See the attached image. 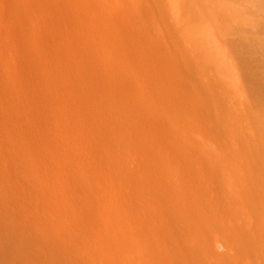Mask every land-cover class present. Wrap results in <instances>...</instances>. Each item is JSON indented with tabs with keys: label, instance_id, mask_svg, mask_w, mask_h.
<instances>
[{
	"label": "rangeland",
	"instance_id": "rangeland-1",
	"mask_svg": "<svg viewBox=\"0 0 264 264\" xmlns=\"http://www.w3.org/2000/svg\"><path fill=\"white\" fill-rule=\"evenodd\" d=\"M216 1L221 3L217 8L214 0H0V264H128V260H131L129 264H136L138 258L143 261L142 264H264V2ZM100 73L103 74L101 81ZM108 73L109 77H104ZM71 78L77 83L74 84ZM85 78L94 82V87ZM107 78L111 79L108 81ZM82 80L85 86L80 85V88L83 87L81 90L77 84H82ZM66 82L69 83L67 87L64 85ZM108 86L114 92L107 95ZM102 88H107L105 93ZM99 91L100 96L97 95ZM91 95L99 97L94 96L95 104H106L93 105ZM122 96L132 101V106L138 104L136 106L140 109L133 108ZM101 97L104 99L100 101ZM76 98L79 102H75ZM80 102L87 104L81 110L79 107L83 104ZM124 102L122 105H130L124 107L126 110L121 106ZM107 103H113L112 109ZM75 107H78V112H75ZM101 107L106 111L105 116L110 113L111 118L115 116L116 119L107 116L106 120L102 114L101 117L97 115L100 119L96 118V114L102 112L101 109L97 113ZM133 109L144 113L134 115ZM80 111L84 116L88 114V118H78L82 114H79ZM126 111H133V116ZM120 114L123 117L127 114L129 122ZM144 114L149 116L141 117ZM74 118L79 119L77 122L82 120L86 129H82L84 125H76ZM102 118L104 122H100ZM137 118H143V123ZM70 119L76 122L72 123L73 127L81 125L79 128L84 131L83 134L80 130L76 131L79 128H71ZM131 119L138 121L132 122ZM47 120H52V123ZM64 120H69V123ZM86 120L87 123H83ZM109 120L107 125L111 132L121 129V134L125 130L128 133L124 134L129 136L136 128V137L132 132L130 144H125L129 137L122 134L123 137L118 138V131L114 132L118 134V139L113 134L117 141L109 138L115 142L119 140L120 145L125 142L128 151L125 147L123 153L126 155L119 154L124 147L118 150L117 147L121 146L113 141L106 142V138L94 142L99 138L96 132L99 134L103 130L107 135H100L107 139L112 136L108 133L110 130L106 131L108 126L105 122ZM59 121L64 125L58 124ZM116 121L122 123L118 126ZM123 122L129 124L126 126ZM96 124H99L96 129L102 124L106 129L101 126L103 129L100 128V131H90L89 127ZM112 126H116V130H112ZM56 127L62 128L55 131ZM67 127L70 133L65 132ZM87 129L95 135L92 136ZM137 131H140L141 137ZM158 135L163 137L158 138ZM70 137L75 142L77 137L80 140L87 138V141L83 138L84 141L81 143L79 140L76 146ZM160 137L165 138V142ZM135 138L138 141L132 142ZM148 139L150 147L154 139L153 146L156 145V150L162 152L153 151L155 147H151L150 152L151 148L146 147L149 141L145 143ZM170 140L173 143L169 144ZM108 141L116 147L112 148ZM98 142L102 147L105 145L101 147L103 151L98 148ZM90 143L101 151L91 150L93 145ZM144 143L146 146H142ZM106 145L108 151L104 150ZM128 146H134L133 149L139 147L132 152ZM83 147L91 151L86 149L84 152ZM72 148L77 149L72 151ZM115 148L116 152L112 151ZM138 148H143L144 153L141 154ZM94 152L95 156H92ZM108 152L114 154L106 156ZM154 153L155 156L165 153L161 155V159L165 158L162 159L164 162L158 157L156 162ZM98 154L99 157L96 156ZM169 154L176 158L169 157ZM117 156L120 159L112 162ZM131 156L134 159L140 157L137 161L132 158L136 162H130ZM100 157L112 160L102 162ZM167 157L175 162H168ZM124 158L126 162L122 161ZM180 158L184 159L181 161ZM185 158L188 163H183ZM90 159H95V164L98 162L97 167ZM179 159L182 165L175 166ZM146 160L151 161L153 166ZM166 160L168 164H165ZM128 161L129 165L133 163L132 167L127 166ZM141 162L146 164L147 167L142 165L145 170L139 166ZM109 163L117 167L112 168ZM184 164L187 168H194L195 172L204 168L203 181L198 184L193 179V183L187 182L195 176L191 177L192 169L188 168L192 172L190 175L189 171L186 173ZM194 165H202L203 168H195ZM136 167L142 168L138 171L144 173L150 167V176L145 173L148 177H151L154 168L159 172L153 171L152 177L157 174L153 181L143 173L142 179L138 171V174L134 172ZM170 167H173V172ZM181 167L186 168L181 174L183 176L179 174L183 172ZM108 168L112 172L117 168L120 171L115 174ZM166 172L168 176L165 177ZM110 173L111 176L105 177ZM126 173L132 175L126 176ZM118 174L121 176H116ZM134 175L135 178L132 177ZM136 175L141 176V183ZM199 176H196L197 179H201V174ZM124 178L133 183L125 182ZM161 180L165 184L161 185ZM137 181L141 190L139 184L135 188L143 195L141 197L140 194V198L136 189H132ZM180 184H184L181 189ZM195 192H199L197 196ZM163 196L167 200L161 198ZM141 205L143 210L139 208ZM201 213L208 216L204 214L203 217ZM205 216H212V221L207 219L210 225L203 221ZM130 219H134V224ZM121 221L128 223L124 226ZM121 223L126 231L121 229ZM132 225L135 228H131ZM206 225L216 231H210ZM126 226L138 233L130 234ZM255 232L259 233L257 237ZM121 234L129 245L118 239L122 243L119 245L114 240L119 236L122 239ZM139 234L140 237L136 238L135 235ZM227 235L234 239L228 242ZM254 240L257 242L254 243ZM132 248L133 253H138V248L142 249L139 253L143 252V257L142 254L137 257L136 253L137 258L133 253L132 256ZM217 255L223 257L219 259Z\"/></svg>",
	"mask_w": 264,
	"mask_h": 264
},
{
	"label": "bare ground",
	"instance_id": "bare-ground-1",
	"mask_svg": "<svg viewBox=\"0 0 264 264\" xmlns=\"http://www.w3.org/2000/svg\"><path fill=\"white\" fill-rule=\"evenodd\" d=\"M262 1L264 2V0H262ZM214 2H215V5H216V8H217L218 6L221 5V3H218L216 0H214ZM216 2H217L218 4H216ZM258 2H259V1H258ZM219 4H220V5H219ZM263 4H264V3H263ZM218 13H220V11H218ZM76 38H77V37H75V39H76ZM79 38H81V37H79ZM84 38H85V37H84ZM87 38H88V37L86 36V39H87ZM86 39H85V40H86ZM77 40H79V39L77 38ZM77 40H76V41H77ZM81 40H82V41L84 40L83 37L81 38ZM85 40H84V41H85ZM84 41H83V42H84ZM236 41L239 42L240 40H236ZM85 42H86V41H85ZM240 42H241V41H240ZM41 51H42V50H41ZM83 54H85V53H83ZM79 56H80V55H79ZM77 57H78V56H77ZM110 57H111V56H110ZM79 58H80V57H79ZM82 58H84L83 55H82ZM111 58H113V56H112ZM57 59H58V57H57ZM62 60H63V59H62ZM70 60H71V59H70ZM74 60H75V59H74ZM83 60H85V59H83ZM83 60H82V61H83ZM112 60H113V59H112ZM82 61H81V62H82ZM73 62H74V61H73ZM79 62H80V61H79ZM83 62H84V61H83ZM70 63H72V62H70ZM84 64H85V63H84ZM88 64H89V63H88ZM79 66H82V65H79ZM90 66L92 67V65H90ZM90 66H89V67H90ZM62 67H63V66H62ZM64 67H67V65L64 66ZM84 67H85V66H84ZM87 67H88V66H87ZM89 67H88V68H89ZM69 68H70V67H69ZM82 68H83V67H82ZM78 69H79V68H78ZM91 69H92V68H91ZM110 70L112 71V69H109V71H110ZM113 70H114V67H113ZM245 70H246V69H245ZM247 70H248V69H247ZM63 71H64V70H63ZM69 72H70V71H69ZM72 72H73V71H72ZM90 72H92V71H90ZM64 73H66V72H64ZM78 73H79V71H78ZM93 73H94V72H93ZM103 73L105 74V72H103ZM106 73H107V72H106ZM109 73H110V72H109ZM109 73H108V76L106 75V76H104V77H109ZM111 73H112V72H111ZM111 73H110V74H111ZM246 73H247V74H248V73L250 74V72H248V71H246ZM70 74H71V73H70ZM79 74H80V73H79ZM91 74H92V73H91ZM112 74H113V73H112ZM66 75H67V74H66ZM68 75H69V74H68ZM68 75H67V76H68ZM87 75H88V74H87ZM102 75H103V74H102ZM102 75H101V73H100V81H101V78L103 77ZM70 76H71V75H70ZM72 76H73V75H72ZM78 76H79V75H78ZM96 76H97V75H96ZM80 77H81V76H79V78H80ZM82 77H83V75H82ZM86 77H87V76H86ZM88 77H89V76H88ZM97 77L99 78V76H97ZM97 77H96V80L98 79ZM89 78L91 79V77H89ZM93 78H95V76H94ZM71 79H72V78H71ZM80 79H81V78H80ZM83 79H84V77H83ZM85 79L89 80V81H88L89 84H92L91 87H94V82L92 83V82L90 81V79H88V78H85ZM107 79H108V81H109V79H111V78H107ZM60 80H61V79H60ZM67 80H68V78H67ZM48 81H49V80H48ZM61 81H62V80H61ZM61 81H60V82H61ZM65 81H66V80H65ZM72 81L74 82L73 79H72ZM75 81H76V80H75ZM93 81H95V80H93ZM103 81H104V80H103ZM108 81H107V82H108ZM110 81H111V80H110ZM67 82L70 83L69 80H68ZM67 82H66V84H64L66 87H67V84L69 85V83H67ZM84 82H85V81H84ZM96 82H98V81H95V83H96ZM47 83H48V82H47ZM51 83H52V82H51ZM51 83H50V84H51ZM57 83H58V81H57ZM75 83H77V82H74V84H75ZM78 83H79V82H78ZM81 83H82V84H77V85H79V88H80V85L83 86V84H84V86H85V83H83V80L81 81ZM98 83H99V82H98ZM103 83L105 84V81H104ZM48 84H49V83H48ZM74 84H73V86H74ZM89 84H88V85H89ZM28 85H30V84H28ZM38 85H39V84H38ZM88 85H87V86H88ZM97 85L100 86L101 84H100V85L97 84ZM97 85H96V86H97ZM106 85H108V84H106ZM36 86H37V85H36ZM40 86H41V85H39V87H40ZM44 86H46V85H44ZM70 86H72V85H70ZM75 86H76V85H75ZM101 86H104V85H101ZM26 87H27V86H26ZM57 87H58V86H57ZM89 87H90V85H89ZM105 87H106V86H105ZM31 88H32V85H31ZM33 88H36V87H33ZM40 88H41V87H40ZM74 88H76V87H74ZM77 88H78V87H77ZM81 88H83V87H81ZM81 88H80V89H81ZM87 88H88V87H87ZM107 88H108V89H107ZM107 88H105V89L102 88L103 90H102V89H101V90L104 91V93H105V91H106V89H107V90H108L107 93H106L107 95H108L109 92H112V93L114 92L113 90L111 91V89H110L111 86H108ZM36 89H37V88H36ZM36 89H35V90H36ZM56 89H57V88H56ZM68 89H69V88H68ZM90 89H91V88H90ZM92 89H93V88H92ZM98 89H99V88H97V90H98ZM109 89H110V91H109ZM26 90H27V89H26ZM30 90H31V89H30ZM37 90H38V89H37ZM63 90H64V89H63ZM71 90H72V89H71ZM81 90H82V89H81ZM97 90H93V91H94V92H95V91L97 92ZM31 91H32V90H31ZM38 91L40 92V91H42V90H38ZM64 91H65V90H64ZM85 91H86V88H85ZM85 91L83 90L84 93H85ZM91 91H92V90H91ZM91 91H90V92H91ZM81 92H82V91H81ZM83 92H82V93H83ZM96 92H95V93H96ZM115 92H116V91H115ZM32 93H33V91H32ZM32 93H31V94H32ZM35 93H36V92H35ZM43 93H45V92H43ZM71 93H75V92H70V94H71ZM95 93H94V94H95ZM99 93H100V91L97 93V95H99ZM101 93H102V92H101ZM70 94H69V95H70ZM86 94H87V92H86ZM88 94H89V91H88ZM114 94H115V93H114ZM114 94H113V96H114ZM109 95H110V94H109ZM70 96H71V95H70ZM75 96H76V95H75ZM81 96H82V95H81ZM91 96H93V99H94V100H93L91 97H88V98H91V100H93L92 103L95 101L96 98H99V97H97V96H95V95H91ZM94 96H95L96 98H95ZM99 96H100V95H99ZM101 96H102V95H101ZM64 97H65V96H64ZM66 97H67V96H66ZM105 97H108V96L105 95ZM122 97H123V96H122ZM124 97H125V96H124ZM124 97H123V98H124ZM29 98H30V97H29ZM82 98H83V97H82ZM85 98H86V96H85ZM108 98H109V97H108ZM51 99H52V98H51ZM102 99H104V98L101 97V98H100V101H101ZM118 99H119V98H118ZM118 99H117V100H118ZM124 99L127 101V103L130 102V101H128L129 99H127L126 97H125ZM13 100H14V99H13ZM53 100H55V99H53ZM84 100H86V99H84ZM88 100H89V99H88ZM112 100H113V99H112ZM119 100H120V99H119ZM125 100H124V101H125ZM35 101H36V100H35ZM57 101H59V100H57ZM77 101H78V99L76 98V101H75V102H77ZM89 101H90V100H89ZM104 101H105V100H104ZM106 101H107V99H106ZM39 102H40V101H39ZM45 102H46V101H45ZM62 102H63V101H62ZM65 102H66V104H67V101H65ZM68 102H69V101H68ZM78 102H79V101H78ZM86 102H87V101H86ZM95 102H96V101H95ZM95 102H94L93 105H97V104H101V105H102L103 103L106 104V102H103V103L100 102V103H97V104H95ZM98 102H99V101H98ZM107 102H109V101H107ZM121 102H122V100H121ZM131 102H132V101H131ZM131 102H130L129 104H131V106H132L133 102H132V103H131ZM40 103H41V102H40ZM40 103H39V104H40ZM48 103H49V102H48ZM73 103H74V102H73ZM73 103H72V104H73ZM80 103H81V102H80ZM90 103H91V101H90ZM113 103H114V104H113ZM113 103H112L113 105H116L115 102H113ZM138 103L141 104V106L143 105L142 102H138ZM41 104H42V103H41ZM49 104H50V103H49ZM68 104H69V103H68ZM78 104H79V103H78ZM78 104H77V105H78ZM81 104H83V103H81ZM107 104H108V106H110V108H111V105H112V104H111V105H109V103H107ZM118 104H120V101H119ZM122 104H125V102H124V103H121V106H123L122 108H124V107H126V105H128V104H126V105L124 106V105H122ZM134 104H135V103H134ZM33 105H34V104H33ZM33 105H32V106H33ZM69 105H71V104H69ZM73 105H74V104H73ZM86 105H87V104H85V105L83 104L82 107H79V106H80V104H79L78 107H79L80 110H81V109L84 108V106H86ZM136 105H138V104H135V105H133L132 107L135 108ZM45 106H46V105H45ZM51 106H52V105H51ZM53 106H54V105H53ZM58 106H59V105H58ZM75 106H76V105H75ZM91 106H92V105H91ZM97 106H99V105H97ZM106 106H107V105H106ZM116 106H117V105H116ZM121 106H120V107H121ZM129 106H130V105H128L126 108H128ZM56 107H57V106H56ZM68 107H69V106H68ZM78 107H77V108H76V107L74 108L75 112H78V110L76 111V109H78ZM92 107H93V106H92ZM117 107H118V106H117ZM32 108H33V107H32ZM43 108H44V107H43ZM46 108H47V107H46ZM57 108H59V107H57ZM65 108H66V107H65ZM69 108H70V107H69ZM71 108H72V107H71ZM86 108H88V107H86ZM95 108H96V107H95ZM126 108H124V110H126ZM136 108H137V106H136ZM138 108L140 109V107H138ZM138 108H137V109H138ZM141 108H142V107H141ZM51 109H52V108H51ZM72 109H73V108H72ZM96 109H97V108H96ZM101 109H102V107H101L100 109H98L97 113H99V112H100L99 110H101ZM111 109H112V108H111ZM113 109H114V108H113ZM137 109H136V111H137ZM45 110H46V109H45ZM48 110H49V109H48ZM56 110H58V109H56ZM68 110H69V109H68ZM68 110H67V112H68ZM70 110H71V109H70ZM83 110H84V109H83ZM85 110H86V109H85ZM88 110H89V109H88ZM92 110H93V109L91 108L90 111H92ZM133 110H134V109H133ZM60 111H61V110H60ZM72 111H73V110H72ZM95 111H96V110H95ZM95 111H94V112H95ZM140 111H141V110H140ZM54 112L56 113V111H54ZM61 112H63V111H61ZM67 112H66V113H67ZM83 112H84V111H83ZM85 112H86V111H85ZM105 112H106V111H103V109H102V112H100V114H96V118H99V117H97V115H99L100 117L103 115L102 117H103V118H106V120L108 119L107 116H109L110 119H112V118L115 117V116H114V117L111 118L112 115H110V113H109V114L107 113L108 115L105 116ZM114 112L117 113V112H119V111H114ZM132 112H133V111H131V112H127V111H126L127 114H130V113H131V115L133 114ZM134 112H135V110H134ZM138 112H139V110H138ZM138 112H135L134 115H136V114L138 115ZM51 113H53V112H51ZM55 113H53V114L55 115ZM81 113H82V112L80 111L79 114H81ZM87 113H89V112L87 111ZM103 113H104V114H103ZM120 113H122V112H120ZM123 113H124V112H123ZM142 113H144V112L141 111V114H142ZM48 114H49V113H48ZM71 114H73V113L71 112ZM101 114H102V115H101ZM111 114H113V113H111ZM117 114H118V113H117ZM127 114H125V115H127ZM139 114H140V112H139ZM141 114H140V115H141ZM51 115H52V114H51ZM81 115H82V116H81ZM81 115H80V116L78 115L79 117H78V116H77V117H78V118L82 117V118H84V119H86V117L88 118V116H86V115H88V114H86V115L84 116L83 113H82ZM90 115H91V114H90ZM113 115H114V114H113ZM115 115H116V114H115ZM120 115H121V114H120ZM120 115H119V117L122 116V115H121V116H120ZM123 115H124V114H123ZM125 115H124V117H126ZM131 115H129V118H132L133 115H132V116H131ZM145 115H146V116H149L148 114H144V115H142L141 117H144ZM46 116H47V114H46ZM73 116L76 117V115H73ZM91 116H92V115H91ZM91 116H89V117L91 118ZM93 116H95V115L93 114ZM93 116H92V117H93ZM104 116H105V117H104ZM138 116H139V115H138ZM54 117H55V116H54ZM70 117H71V115H70ZM116 117H117V115H116ZM124 117L122 116L121 118H124ZM61 118H62V116H61ZM66 118H67V117H66ZM78 118H74V119H76V122H77V119H78ZM103 118L100 120V122L103 121ZM121 118H119V119H121ZM126 118H127V117H126ZM126 118L123 119V120H125L124 122H126ZM44 119H45V118H44ZM51 119H52V118H51ZM56 119H57V118H56ZM56 119H54L55 122H56ZM80 119H81V118H80ZM91 119H92V118H91ZM93 119H94V118H93ZM99 119H100V118H99ZM114 119H116V118H114ZM137 119H139V118H137ZM137 119H135V120H132V119H131V120H132V122H133V121H136ZM142 119H143V118L139 119L140 121H142L141 124L143 123V120H142ZM48 120H50V119H48ZM48 120H47V121H48ZM57 120H59V119H57ZM71 120H72V119H70V122H71ZM78 120H79V119H78ZM97 120H98V119H97ZM117 120H118V119H117ZM121 120H122V119H121ZM127 120H128V122H129L130 119L127 118ZM145 120H146V122H147V118H145ZM68 121H69V120H68ZM68 121H65V120H64V122L69 123ZM92 121H94V120H92ZM104 121H105V120H104ZM104 121H103V122H104ZM137 121H138V120H137ZM140 121H139V122H140ZM148 121H150V120H148ZM48 122H50V124H51V123H52V120H51V121H48ZM74 122H75V121H74ZM74 122H71V124L74 123ZM76 122H75V123H76ZM78 122H80V123H78ZM78 122L76 123V125H77V124H81V125H82V123H81L82 120H81V121H78ZM96 122L98 123L99 121H96ZM116 122H117V121H116ZM124 122H123V124L126 125V126L129 124V123L126 124V123H124ZM130 122H131V121H130ZM132 122H131V123H132ZM56 123H57V122H56ZM59 123L62 124L63 122H60V121H59L58 124H59ZM83 123H87V120H86L85 122H83ZM105 123H106V124H105ZM105 123H104L105 125H107L108 123L110 124V120L107 121V122H105ZM121 123H122V122H117L116 124L119 126V124H121ZM150 123H151V122H149V124H150ZM104 124H102V125L100 124V125L104 127V126H105ZM109 124H108V125H109ZM112 124H113V122H112ZM137 124H138V123H137ZM141 124L138 125V126L140 127ZM44 125H49V123H47V124L45 123ZM53 125H54V124H53ZM56 125H57V124H56ZM63 125H64V123H63ZM63 125H62V127H63ZM66 125H67V124H66ZM66 125H65L63 128H65ZM68 125H70V124H68ZM76 125H75L76 128H79V127L81 126V125H79V127H78V126H76ZM83 125H84V124H83ZM83 125H82V126H83ZM98 125H99V124H96V126H95V125L92 126V127H95V130H94V128L92 129V127H89L90 131H91V130H92V131H95V132H96V130H99V131H100V128H101V130H102L103 128H102L101 126H100L99 129H96V127H97V128L99 127ZM108 125H107V126H108ZM130 125H131V124H130ZM49 126H50V125H49ZM49 126H48V128H49ZM59 126H61V125H59ZM87 126H91V124H87ZM118 126H117V127H118ZM121 126H122V125H121ZM121 126H120V127H121ZM131 126H132V125H131ZM131 126H130V127H131ZM134 126H135V125H134ZM134 126H133V127H134ZM43 127H44V126H43ZM62 127H61V128H62ZM75 127H73V124H72V127H71V128H74V130H75ZM112 127H113V126H112ZM114 127H115V128H114ZM114 127L112 128V130H116V126H114ZM120 127H119V128H120ZM130 127H128V129H129ZM139 127H138V128H139ZM45 128H46V126H45ZM61 128L58 127V129H61ZM80 128H81V127H80ZM80 128H79V129H76V131H77V130H80ZM104 128H105V127H104ZM119 128H118V129H119ZM50 129H51V128H50ZM50 129H48V130H50ZM58 129H57V127H56L55 131L58 130ZM66 129H67V131H65ZM66 129H64V131H65V132H68V127H67ZM82 129H86V125H84V127H83ZM82 129H81V130H82ZM105 129H106V128H105ZM122 129L124 130V129H127V128H126V127H125V128L122 127ZM135 129H136V128H134V129H132V130L129 129V130H131V131L133 132V137H134V136L136 137V135H134V133H135V132H134ZM141 129H143V127H142ZM141 129H140V131H141ZM69 130L72 132V129L69 128ZM81 130H80V131H81ZM108 130H110V129H109V126H108V129H107L106 131L108 132ZM137 130H139V129H137ZM87 131H88V129H87ZM87 131H85V132H87ZM90 131H88V132L91 134ZM116 131H118L117 133L120 134L121 136L118 135L117 133H114V132H116ZM116 131H112V132H113V133H112L111 130H110L111 133H110V132H108V133H109V135L112 134L113 137H112V136H110V137L108 136V139H107V137H104L103 135H100V134H103V133H104L103 130H102V132L99 133V134H98V132H96V133H97V136H98L99 138L96 136L98 139H95L96 141H94V142H97V141H99V140H102L101 138H106V142H107V140H109V141H113V140H110V139L114 138V135L116 136V139L123 137L122 134H123L125 137L127 136L126 134H124L125 132H127V131H125V130H124V133L122 132V134L120 133L121 129L116 130ZM140 131H137L138 133H137V132H136V133L139 135V134H140V133H139ZM142 131H143V130H142ZM142 131H141V132H142ZM61 132H62V131H61ZM73 132H74V131H73ZM81 132H82V134H83L84 131H81ZM132 132H130L129 134L131 135ZM47 133H48V132H47ZM62 133H63V132H62ZM68 133H70V132H68ZM74 133H75V132H74ZM127 133H128V132H127ZM54 134H55V133H54ZM54 134H53V135H54ZM60 134H61V133H60ZM113 134H114V135H113ZM55 135H56V134H55ZM64 135H65V133H64ZM91 135L93 136V135H95V133L93 134V132H92ZM99 135H100V136H99ZM104 135H107V134L104 133ZM117 135H118V138H117ZM130 135L127 136V137H129V139L127 138L129 141L125 138L129 143H127V141L123 140V141L126 142V143L124 142L125 144H130V141H131V140H130V137H131ZM141 135H143V133H141ZM155 135H156V134H155ZM170 135H172V134H170ZM170 135H169V136H170ZM84 136L87 137L88 134H87V136H86V135H84ZM101 136H103V137H101ZM139 136H140V135H139ZM159 136L163 137V135H158V138H159ZM73 137H74V136H73ZM81 137H82V136H81ZM140 137H141V136H140ZM161 137H160V138H161ZM164 137H165V136H164ZM180 137H181V136H180ZM56 138H57V137H56ZM70 138H71V137H70ZM77 138H78V141H76V142H79L80 139H79V137H77ZM83 138H84V137H83ZM83 138H81V139L83 140ZM89 138H90V137L88 136V139H89ZM109 138H110V139H109ZM131 138H132V137H131ZM137 138H138V137H137ZM145 138H147V137L145 136ZM148 138H150V135H149ZM155 138H157V137H154V139H155ZM158 138H157V139H158ZM165 138H166V137H165ZM165 138H164V140H165ZM176 138H179V137H176ZM54 139H55V138H54ZM59 139H60V138H59ZM63 139H64V138H63ZM84 139H86V141H87V138H84ZM123 139H124V138H123ZM154 139L152 140L153 142H151V143H153L151 147H153V148L155 147V148H154L155 150L153 149V151H158V150H156V145L153 146V145L155 144L154 141L157 140V139H155V140H154ZM161 139L163 140V138H161ZM169 139H170V138H169ZM169 139H168V140H169ZM173 139H174V138H173V135H172V140H173ZM65 140H66V139H65ZM65 140H64V141H65ZM69 140H70V139H68V142H69ZM71 140H73V141L75 142L74 139L71 138ZM82 140H80L81 143L84 141V140H83V141H82ZM90 140H91V139H90ZM114 140H115V138H114ZM121 140H122V139H121ZM121 140H120V141H121ZM134 140L138 141V140L135 138V139L132 140V142H133ZM140 140H143V139L140 138ZM144 140H145V139H144ZM158 140H160V139H158ZM162 140H161L160 142H162ZM164 140H163V141H164ZM172 140L169 141V144L173 143V142H171ZM179 140H181V138H179ZM104 141H105V139L103 140V143H104ZM109 141H108V143L111 145L112 142L110 143ZM115 141H117V140H115ZM115 141H113V142L116 143V144H119V143H118L119 140H118V142H115ZM123 141H121V142H123ZM147 141H149V139L146 140L145 143H146ZM173 141H176V140H173ZM76 142H75V144H76V146H77V143H76ZM80 142H79V143H80ZM94 142H93V143H94ZM100 142H101V141H100ZM132 142H131V143H132ZM139 142H140V141H139ZM139 142H137L138 145H140ZM143 142H144V141H143ZM143 142H141V143H143ZM156 142H157L158 144H160L159 141H156ZM164 142H165V141H164ZM167 142H168V141H166V143H167ZM170 142H171V143H170ZM38 143H39V142H38ZM70 143H72V142H70ZM70 143H69V144H70ZM93 143H90V144L93 145ZM101 143H102V142H101ZM108 143H105V144H108ZM124 143H123L122 145H124ZM137 143H136V144H137ZM145 143L142 144V146H144V145L146 146ZM148 143H150V141L147 142V146H146V147H150L151 144L148 145ZM157 143H156V144H157ZM34 144H37V143H34ZM63 144H64V143H63ZM73 144H74V143H73ZM73 144H71V145H73ZM98 144H99V145H98ZM98 144L95 143V145H98V148H99V147L101 148V147H102V144L100 145L99 142H98ZM109 144H108V145H109ZM116 144H113V146L116 147V146H115ZM161 144H162V143H161ZM174 144H175V143H174ZM38 145H39V144H38ZM66 145H67V144H66ZM86 145H89V143H87ZM122 145L119 144V146H121V147H117L118 150H119V148H121V150H122L123 147H124V149L122 150V152H119V151H118L119 154H122L123 151L125 150L126 145H124V146H122ZM164 145H166V144H164ZM175 145H176V144H175ZM67 146H68V145H67ZM76 146H75V147H76ZM78 146H79V144H78ZM104 146H105V145L103 144V147H102V148H104ZM111 146H112V145H111ZM113 146H112V148H113ZM159 146H161V145H159ZM167 146H168V145H167ZM172 146H174V145L172 144ZM177 146H179V145H177ZM73 147H74V145H73ZM87 147H88V146H87ZM95 147H97V146H94V145H93V148H94V149L91 148V147H90V148H91V150H95V149H96L97 153H99L98 150H100V149H97V148H95ZM109 147H110V146H109ZM133 147H134V146H132V147H129V146H128L129 149H132V152L137 151V150H135V149H136L137 147H139V146H137V147L134 148V149H133ZM151 147H150V148H151ZM162 147H163V146H162ZM102 148H101V150H102ZM106 148H107V149H106ZM106 148H105L104 150L108 151V147H107V145H106ZM170 148H171V147H170ZM178 148H180V147H178ZM76 149H77V148H76ZM76 149H75V150H76ZM79 149H80V148H79ZM79 149H78V150H79ZM82 149H84V152H85V150H86L87 148L85 149V148L83 147ZM142 149H143V148H140V149L138 148V150H141V154H142L143 151H145L144 149H143V150H142ZM145 149H146V148H145ZM157 149H158V148H157ZM162 149H164V148H162ZM220 149H221V148H220ZM75 150H73V148H72V151H75ZM87 150L89 151L90 149H87ZM91 150H90V151H91ZM101 150H100V151H101ZM115 150H116V148L113 149L112 151H115ZM121 150H120V151H121ZM149 150H150V152H152V151H151L152 148L149 149ZM190 150H191V149H190ZM222 150L224 151L223 148H222ZM102 151H103V150H102ZM106 151H105V152H106ZM110 151H111V150H110ZM127 151H128V150H127V147H126V152H127ZM159 151H161V150H159ZM159 151H158V152H159ZM164 151H165V150H164ZM164 151H163V152H164ZM168 151H171V149H170V150L168 149ZM81 152H82V150H81ZM115 152H116V151H115ZM129 152H131V151L129 150ZM146 152H147V150H146ZM146 152H145V153H146ZM161 152H162V151H161ZM165 152H166V151H165ZM179 152L182 153L181 150H180ZM191 152H192V151H191ZM95 153H96V152H94V153L91 154V155H92V156H93V155L95 156ZM103 153H104V152H103ZM103 153H102V154H103ZM106 153H107V152H106ZM111 153H112V155L114 154L113 152H111ZM111 153L108 152V154H106V156H107V155H110ZM143 153H144V152H143ZM166 153H168V152H166ZM177 153H178V152L176 151V155H177ZM183 153H184V152H183ZM183 153H182V155H184ZM70 154H71V151H70ZM73 154H74V152H73ZM115 154H118V153H115ZM126 154H127V153H125V154L123 153L122 155H126ZM131 154H132V153H131ZM150 154H151V153H150ZM155 154H156V153H154L153 157L155 156ZM158 154H159V156L157 155V156H155V157H156V159H157V157H158V158H159V161H160L162 153H158ZM164 154H165V153H163V155H164ZM185 154H186V152H185ZM74 155H76V154H74ZM77 155H78V154H77ZM100 155H101V152H100ZM100 155L98 154V155H96V156L99 157ZM136 155H137V154H136ZM163 155H162V156H163ZM165 155H166V154H165ZM173 155H175V154H173ZM238 155H239V154H238ZM87 156H88V155H87ZM106 156H105V157H106ZM144 156H145V154H144ZM144 156H143V157H144ZM147 156H148V154H147ZM189 156H190V154H189ZM83 157H84V156H83ZM90 157H91V156H90ZM102 157H103V156H102ZM125 157H127V156H125ZM135 157H136V156H135ZM139 157H140V156H139ZM139 157H138L137 159L135 158L136 161L139 159ZM141 157H142V156H141ZM143 157H142V159H143ZM155 157H154V158H155ZM165 157H166V156H165ZM169 157H171V158H173V159L176 158L175 156H171L170 154H169ZM169 157H167V158H168V159H167L168 162L170 161V160H169V159H170ZM174 157H175V158H174ZM178 157H179V156H177V158H178ZM75 158H76V157H75ZM100 158H101V157H100ZM110 158H111V157H110ZM114 158H115V160L112 161V162H116V161L118 160L119 156H117V158H116V157H114ZM121 158H123V156H122ZM132 158H133L132 156L129 158L130 162L133 161V160H135L134 158H133V160H132ZM147 158H148V157H146L145 159H147ZM149 158H150V157H149ZM163 158H164V157H163ZM163 158H162V159H163ZM86 159H88V158H86ZM103 159H104V160H102V158H101L102 162H103V161H106L105 159H109V158H103ZM116 159H117V160H116ZM119 159H120V158H119ZM126 159H128V157H127ZM142 159H140V160H142ZM162 159H161V160H162ZM180 159H181V158H180ZM180 159H179V163H178V160H176L177 163H176V164L174 163L175 166H176L177 164H178L177 166L180 165ZM183 159H184V158H182L181 161H182ZM90 160H92V162L89 161V162H91V163H93V160L96 161L95 159H90ZM110 160H112V159H109V161H110ZM143 160H144V159H143ZM143 160H142V161H143ZM164 160H165V158H164ZM167 160H166V163H165V164H168V163H167ZM107 161H108V160H107ZM122 161H125V158H124V160H122ZM136 161H133V162H136ZM148 161H149V160H146V162H148ZM152 161L154 162V160H152ZM162 161H163V160H162ZM171 161H172V162H171ZM171 161H170V163L175 162V160H172V159H171ZM185 161L187 162L186 158H185V160L183 161V163H184ZM89 162H88V163H89ZM125 162H126V161H125ZM130 162L128 161V165H127V166H131V167H132V166H133V163H132V165H129ZM138 162H139V161H138ZM146 162H145V163H146ZM156 162H158V159L156 160ZM163 162H164V161H163ZM163 162H162V163H163ZM118 163H119V162H118ZM143 163H144V161H143ZM148 163H150V165L152 164L151 161H149ZM159 163H160V162H159ZM159 163H158V164H159ZM170 163H169V164H170ZM187 163H188V162H187ZM187 163H186V164H187ZM204 163H205V162H204ZM93 164H94V166H95L96 164H98V162H96V164H95V163H93ZM99 164H102V163L99 162ZM106 164H108V163L106 162ZM110 164H111V163H109V165H110ZM112 164H113V163H112ZM112 164H111V166H112ZM120 164H121V163H120ZM120 164H119V165H120ZM126 164H127V163H126ZM130 164H131V163H130ZM134 164H135V163H134ZM154 164H157V163L154 162ZM186 164H184V167H186ZM202 164H203V163H202ZM88 165H89V164H88ZM109 165H108V166H109ZM121 165L124 166L125 164H121ZM121 165H120V166H121ZM142 165L146 166V164H142V162H141V165H139V166H141V167L143 168ZM147 165H148V164H147ZM150 165H148V166H150ZM181 165H182V164H181ZM181 165H180V166H181ZM111 166H110V167H111ZM113 166H114V165H113ZM113 166H112V168H113ZM120 166H118V167H120ZM125 166H126V165H125ZM152 166H153V164H152ZM152 166H150V167H152ZM159 166H161V164H160ZM159 166H157V168H158ZM172 166H173V165H172ZM187 166H188V164H187ZM195 166H196V167H197V166L199 167L200 165H194V167H195ZM201 166H202V165H201ZM201 166H200V168H201ZM89 167H90V166H89ZM95 167H97V166H95ZM110 167H109V168H110ZM114 167H117V166L115 165ZM134 167H135V166H134ZM146 167H147V166H146ZM150 167L148 168V170H150ZM163 167L165 168V166H163ZM168 167H169V166H168ZM184 167H181L182 170H183V172L179 173L180 176H183V175H181V174H182V173L184 174V170L187 168V167H186V168L184 169ZM196 167H195V168H196ZM204 167H205V166H204ZM101 168H103V166H102ZM109 168H108V170H109ZM120 168H121V170L124 169V167H123V169H122V167H120ZM129 168H130V167H129ZM142 168H139V169H138V167H136V168H134V170H135V169H137V170H135V171L133 170V171L136 173V171H138V170H140V169H142ZM144 168H145V167H144ZM144 168H143V170L146 169V168H145V169H144ZM155 168H156V166H155ZM155 168H154V170H153L152 168H151V169H152L154 172H155L156 170L158 171V169L155 170ZM175 168H176L175 171L178 172V171H177V170H178L177 167H175ZM175 168H174V169H175ZM188 168H189L190 170L192 169L191 167H188ZM188 168H187V172H186V173H188V171H189ZM202 168H203V166H202ZM110 169H111V168H110ZM130 169H131V168H130ZM160 169H161V167H160ZM169 169H171V167H170ZM172 169H173V167H172ZM172 169H171V171H172ZM179 169H180V167H179ZM93 170H94V168H93ZM102 170H104V169H102ZM102 170H101V171H102ZM106 170H107V168H106ZM113 170H115V172H118V173H119V171H120V170L118 171V168H117V169H113ZM116 170H117V171H116ZM125 170H126V169H125ZM143 170H142V171H143ZM148 170H147V172L145 171V173H148L149 176H150V172H149ZM164 170H165V169H164ZM199 170H201V169H199ZM199 170L195 172V169L193 168V169H192V172L194 171L193 173L189 171V175H190V173H192L193 175L191 174V177H194V176H195L194 178H196V179L191 178V177L189 176V178H191V179L188 180L187 182H191V183H193V180H194V181L197 180V184H198V183L200 182V180L203 181V176H202V175H203V172L205 171V169L203 168V170L200 171V172H199ZM94 171H96V169H95ZM94 171H93V172H94ZM97 171H98V168H97ZM109 171L112 172V170H109ZM109 171H107V172H109ZM127 171H129V170L127 169ZM150 171H151V170H150ZM153 171H152V173H151V177H152ZM157 171H156V172H157ZM165 171H166V170H165ZM167 171H168V170H167ZM98 172H100V171H98ZM113 172H114V171H113ZM113 172H112V173H113ZM115 172H114V173H115ZM130 172H132V171H130ZM138 172H139V171H138ZM158 172H159V171H158ZM163 172H164V171H163ZM163 172H162L161 175L164 177V175H163L164 173H163ZM169 172H170V171H169ZM172 172H173V171H172ZM197 172H199V173L201 174V176H202L201 179H199V178L197 179V177L200 175V174L197 175V174H196ZM123 173H124V172H123ZM123 173H121V175H122ZM139 173H140L139 175H141V176H142V179H143V178H144L143 175H145V173H144V172H141V171H140ZM142 173H143V175H142ZM160 173H161V172H160ZM194 173H195L196 175H195ZM100 174L102 175V172L99 173V175H100ZM104 174H105V173H104ZM104 174H103V176H104ZM115 174H116V173H115ZM126 174H127V173H126ZM128 174H131V175H132V173H128ZM128 174H127L126 176H128ZM136 174H138V173H136ZM148 174H146V175H148ZM154 174L157 175L156 173H154ZM165 174H167V175H165V177L168 176V173H167V172H166ZM171 174H172V173H171ZM175 174H176V173H175ZM175 174L173 173L172 175L175 176ZM177 174H178V173H177ZM96 175H97V174H96ZM101 175H100V176H101ZM121 175L118 174V175H116V176H121ZM146 175H145V176H146ZM155 175H153V177H154ZM158 175H160V174H158ZM169 175H170V173H169ZM186 175H187V174H186ZM109 176H111V173H110V175H108V176L105 175V177H109ZM136 176H138V175H136ZM141 176H138V178H137L138 181H140V178H139V177H141ZM162 176H160V177H162ZM170 176H171V175H170ZM196 176H197V177H196ZM204 176H205V173H204ZM132 177L135 178V175L132 176ZM146 177H148V176H146ZM151 177H148V178L152 179V181H153V177H152V178H151ZM177 177H178V175H177ZM187 177H188V176H187ZM199 177H200V176H199ZM96 178H99V177L96 176ZM129 178H130V177H129ZM129 178H128V180H127V178H124L125 182H126V181L129 182ZM148 178H147V180H149ZM99 179H100V178H99ZM114 179H117V178H114ZM142 179H141V181H143ZM155 179H156V178H155ZM155 179H154V180H155ZM158 179H159V178H157V181H158ZM165 179H166V178H165ZM171 179H172V177H171ZM183 179H186V178H183ZM183 179L180 178V180H183ZM192 179H193V180H192ZM94 180H95V178H94ZM96 180H97V179H96ZM119 180H120V179H119ZM121 180H122V179H121ZM134 180H136V179H134ZM134 180L132 179V181H134ZM145 180H146V178H145ZM147 180H146V181H147ZM163 180H164V179H163ZM167 180H168V178H167ZM175 180H176V179H175ZM186 180H187V179H186ZM198 180H199V181H198ZM97 181H99V180H97ZM130 181H131V180H130ZM138 181H137V182H138ZM141 181H140V183H141ZM155 181H156V180H155ZM157 181L155 182L156 184H157ZM202 181H201V182H202ZM135 182H136V181H135ZM162 182H163V181L161 180V181H160L161 185L165 184V183H162ZM166 182H167V181H166ZM129 183L132 184L133 182H129ZM142 183H143V182H142ZM158 183H159V182H158ZM160 183H159V184H160ZM171 183H173V182H171ZM176 183H177V185H179V184H178L179 182L176 181ZM138 184H139V182H138V183H135L134 185H136V186H133L132 189H133V188L136 189L135 187H137ZM156 184H155V185H156ZM159 184L157 185L158 187H159ZM167 184H169V181H168ZM173 184H174V183H173ZM184 184H185V183H184ZM184 184H183V185H184ZM125 185H126V184H125ZM175 185H176V184H175ZM175 185H174V186H175ZM177 185H176V186H177ZM180 185H181V187L178 186L179 189H181V188L183 187L182 184H180ZM187 185H188V184H187ZM192 185H193V184H192ZM192 185H191V186H192ZM141 186H142V184H141ZM145 186H146V185H145ZM193 186H194V185H193ZM197 186H198V185H197ZM149 187H150V186H148V188H149ZM152 187H156V186L153 185ZM195 187H196V186H195ZM195 187H194V188H195ZM138 188H139V190H141V189H140V184H139ZM142 188H143V187H142ZM146 188H147V187H146ZM185 188H186V187H185ZM191 188H193V187H191ZM196 188H197V187H196ZM134 189H133V190H134ZM150 189H151V188H150ZM171 189H172V188H171ZM197 189H198V188H197ZM139 190L136 189V191H137L136 194L138 193V196H139V198H140V194H141V193L139 194V192H140ZM142 190H143V189H142ZM146 190H147V189H146ZM184 190H185V189H184ZM186 190H187V189H186ZM188 190H190V189H188ZM179 191H180V190H179ZM141 192H143V191H141ZM182 192H183V190H182ZM185 192H186V191H185ZM134 193H135V192H134ZM148 193H149V192H148ZM151 193H152V192H151ZM170 193H171V192H170ZM188 193H190V191H189ZM193 193H194V192H193ZM197 193H199V192H197ZM197 193L195 192L196 196H197ZM145 194H146V193H145ZM156 194H157V193H156ZM164 194H166V192H165ZM168 194H169V193H168ZM168 194H167V195H168ZM159 195H160V194H159ZM172 195H173V194H172ZM164 196H165V195H164ZM164 196L161 197V198L166 199ZM196 196H195L194 198H196ZM141 197H143L142 194H141ZM155 197H156V196H155ZM159 197H160V196H159ZM189 197H190V196H189ZM157 198H158V197H157ZM168 198H169V197H168ZM171 198H172V197H170V200H171ZM197 198H198V197H197ZM197 198H196V201H197V200L199 201V198H198V199H197ZM142 199H143V198H142ZM151 199H152V198H151ZM154 199H155V198H154ZM152 200H153V199H152ZM166 200H167V199H166ZM140 201H142V200H140ZM157 201H158V199H157ZM163 201H164V200H163ZM193 201H194V200H193ZM159 202H160V201H159ZM170 202H171V201H170ZM148 203H151V201L148 202ZM155 203H156V202H155ZM139 205H140V204H139ZM145 205H146V204H145ZM155 205H156V204H153V206H155ZM160 205H161V204H160ZM151 206H152V205H151ZM139 208H141L140 210H143V205H141V207L139 206ZM139 208H138V209H139ZM255 209H256V208H255ZM150 211H153V209L150 210ZM138 212L140 213L141 211H138ZM142 213H143V211H142ZM151 213H152V212H151ZM140 214H141V213H140ZM145 214H146V212H145ZM204 214H205V213H204ZM204 214L201 213L202 216H203ZM208 214L211 215L210 213H208ZM150 215H151V214H150ZM205 215H207V213H206ZM207 216H208V215H207ZM207 216H205L206 219L203 220L204 222L206 221V224H207L208 220L212 221V220H211V217H212V216H211V217H207ZM129 217H130V216H129ZM203 217H204V216H203ZM213 218H214V217H213ZM213 218H212V219H213ZM126 219H127V218H126ZM126 219H125V220H126ZM207 219H208V220H207ZM130 220H131V219H130ZM133 220H134V219L131 220V223H132V224H134V223L132 222ZM214 220L216 221V219H214ZM214 220H213V221H214ZM119 221H120V220H118V222H119ZM137 221H138V220H137ZM139 221H141V220H139ZM121 222H123V221H121ZM119 223H120V222H119ZM124 223H128V222H127V221H126V222L124 221V222H123V225H124ZM135 224L138 225L139 223H135ZM208 224L210 225L211 223L208 222ZM214 224H217V223H214ZM123 225H122V223H121L120 227H122L121 229L124 228L123 230H125V227H124L125 225H124V226H123ZM128 225H129V224H128ZM130 225H131V224H130ZM142 225H143V223H142ZM212 225H213V224H212ZM139 226H140V225H139ZM206 226L210 229V227H209L208 225H206ZM118 227H119V225H118ZM118 227H117V229H119ZM126 227H127L126 229H129V232H130V231H131V228L133 227V225L131 226V228H130V226H129V227L126 226ZM213 227H214V225H213ZM218 227H219V226H218ZM133 228H135V227H133ZM216 228H217V227H216ZM115 229H116V228H115ZM236 229H238V228H236ZM239 229H240V228H239ZM239 229H238V230H239ZM134 230H135V229H134ZM211 230H212V229H210V231H211ZM214 230L216 231V229H214ZM214 230H212V231H214ZM240 230L243 231V229H240ZM121 231H122V230H121ZM121 231H120V232H121ZM125 231H126V230H125ZM217 231H218V230H217ZM220 231H223V230L220 229ZM120 232H119V233H120ZM133 232H134V231H131L130 234H133V235H134L135 233H138L137 230H136V232H134V233H133ZM224 232H225V231H224ZM224 232H223V234H224ZM240 232H241V231H240ZM244 232H245V230H244ZM244 232H242V233H244ZM113 233H114V232H113ZM115 233H116V232H115ZM228 233H229V232H228ZM248 233H250V232H248ZM255 233H256V232H255ZM124 234H125V233H124ZM130 234H129V235H130ZM220 234H222V233H220ZM229 234H230V233H229ZM257 234L259 235V233H256V237H257ZM114 235H115V234H114ZM116 235H117V234H116ZM119 235H120V234H119ZM122 235H123V234H121V238H122ZM125 235H126V234H125ZM217 235H218V233H217ZM230 235H233V234H230ZM243 235H244V234H243ZM254 235H255V234H254ZM127 236H128V235H127ZM131 236H132V235H131ZM131 236H130V237H131ZM227 236H228V238H229V235H227ZM239 236H241V235H239ZM119 237H120V236H119ZM119 237H118L117 239H114V240L117 242L118 239H119V241H120V240H123V239L125 238L124 235H123L124 238H122V239H120ZM132 237H133V236H132ZM135 237H136V238L140 237V234H139V236H138V235H135ZM135 237H134V238H135ZM222 237L224 238V236H222ZM244 237H245V236H244ZM244 237H243V238H244ZM114 238H116V237H114ZM225 238H226V237H225ZM228 238H227V239H228ZM231 238L234 239V237H231ZM231 238H229L228 242L231 240ZM241 238H242V237H241ZM241 238H240V239H241ZM259 238H260V237H259ZM259 238H258V240H259ZM128 239H129V237H128ZM227 239H225V242H224V243H226V240H227ZM252 239H253V238H252ZM260 239H261V238H260ZM125 240H126V238H125ZM131 240H133V239H131ZM136 240H137V239H136ZM136 240L133 241L134 245H135V243L137 242ZM139 240H140V239H139ZM139 240H138V241H139ZM119 241H118V243H119ZM140 241H142V240H140ZM116 242H115V243H116ZM122 242H123V243H124V242H125V243H128L127 245H129V242H126V241H124V240H123ZM234 242H235V241H234ZM253 242L255 243V242H257V241L254 240ZM115 243H114V244H115ZM120 243H121V242H120ZM120 243H119V245H120ZM130 243H132V242L130 241ZM219 243H220V242H219ZM121 244H122V243H121ZM139 244H140V243H139ZM139 244H137V246H138ZM142 244H143V243H142ZM209 244H210V243H209ZM115 245H116V244H115ZM123 245H124V244H123ZM125 245H126V244H125ZM127 245H126V246H127ZM134 245H130V246H134ZM140 245H141V244H140ZM226 245H227V244H226ZM235 245H236V244H235ZM130 246H129V247H130ZM208 246H209V245H208ZM210 246H211V245H210ZM218 246H219V245H218ZM220 246H221V243H220ZM229 246H230L231 249H234V248H235V247H234V244H233V247H234V248L231 247L232 245H229ZM117 247H118V246H117ZM122 247L124 248L125 246H122ZM140 247H141V246H140ZM140 247H139V248H140ZM213 247H214V246H213ZM126 248H128V246H127ZM133 248H134V247H133ZM133 248H132V252H131V254L133 253ZM135 248H136V246H135ZM139 248H138V253L135 251L136 249H134L135 252H134L133 254L135 255V253H136V254H137V257H138V256H141L140 254H142V257H143V252H142V253H141V252L139 253V250L142 251V249H139ZM207 248H208V247H207ZM210 248H211V247H210ZM215 248H218V247H215ZM220 248H221V247H220ZM220 248H218V249H220ZM222 248H223V247H222ZM236 248H237V247H236ZM236 248H235V249H236ZM218 249H217V250H218ZM224 249H225V248H223V250H224ZM226 249H228V248H226ZM254 249H255V248H254ZM254 249L252 248V250H254ZM209 250H211V249H209ZM236 250H237V249H236ZM130 251H131V250H130ZM207 251H208V250H207ZM214 251H216V250H214ZM128 252H129V251H127V253H128ZM219 252H220V251H219ZM222 252H223V251H222ZM252 252H254V251H252ZM217 253H218V252H217ZM223 253H224V252H223ZM227 253H228V252H227ZM227 253L225 252V254H227ZM238 253H239V251H238ZM128 254H130V252H129ZM131 254H130V255H131ZM133 254H132V256H134ZM138 254H139V255H138ZM218 254H219V253H218ZM220 254H221V253H220ZM220 254H219V255H220ZM228 254H229V253H228ZM232 254H233V253H232ZM234 254H235V253H234ZM234 254H233V255H234ZM130 255H129V258H131ZM229 255H231V254H229ZM125 256H126V255H125ZM206 256H207V255H206ZM208 256H209V255H208ZM211 256H213V255H211ZM217 256H218V255H217ZM231 256H232V255H231ZM231 256H228V257L231 258ZM238 256H240V255H238ZM126 257L128 258V256H126ZM135 257H136V255H135ZM137 257H136V258H137ZM209 257H210V256H209ZM214 257H215V256H213L212 258H214ZM219 257L222 258L223 255H222V256H218L217 258H219ZM235 257H236V256H235ZM136 258H135V260H134L133 257H132V260L137 261ZM226 258H227V256H226ZM238 258H239V257H238ZM219 259H220V258H219ZM223 259H224V258H223ZM233 259H234V256H233ZM141 260H143V259L141 258ZM210 260H211V262H213L212 259H210ZM129 261H131V260H128V261H127L128 264H129ZM134 261H132V262H134ZM139 261H140V260H139V258H138V262H139ZM227 261L230 262V260H227ZM138 262H137V263H138ZM141 262H143V261H140V263H141ZM137 263H136V264H137ZM140 263H139V264H140ZM218 263H219V262H218ZM218 263H216V264H218ZM220 263H221V262H220ZM130 264H131V262H130ZM132 264H133V263H132ZM141 264H142V263H141ZM214 264H215V263H214ZM225 264H226V263H225Z\"/></svg>",
	"mask_w": 264,
	"mask_h": 264
}]
</instances>
